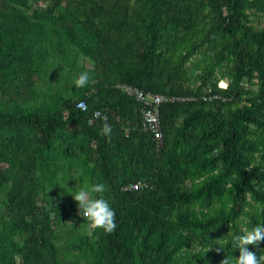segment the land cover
<instances>
[{"label":"trees","instance_id":"obj_1","mask_svg":"<svg viewBox=\"0 0 264 264\" xmlns=\"http://www.w3.org/2000/svg\"><path fill=\"white\" fill-rule=\"evenodd\" d=\"M255 17L264 0H0V264L238 258L231 235L264 223ZM120 84L179 98L160 107L161 144ZM100 183L111 234L71 195ZM249 250L264 255V242Z\"/></svg>","mask_w":264,"mask_h":264},{"label":"clouds","instance_id":"obj_2","mask_svg":"<svg viewBox=\"0 0 264 264\" xmlns=\"http://www.w3.org/2000/svg\"><path fill=\"white\" fill-rule=\"evenodd\" d=\"M90 80L89 72L85 71L78 75L74 84L77 88H85L89 85ZM77 107H82V105H77ZM112 131V126L105 121L100 134L110 141ZM105 191L106 186L100 183L90 187H81L71 195L77 202L79 215L88 222L91 229H102L105 233L111 234L117 228L116 212L102 195ZM261 242H264V223L256 224L251 229H245L239 234L231 235L230 244L233 249L239 250V256L238 258L235 257L233 261L232 257L226 255L221 264H264V255L258 256L249 250L250 245L258 247ZM217 244L220 246L219 243ZM222 250H224L222 246L216 248L217 253Z\"/></svg>","mask_w":264,"mask_h":264},{"label":"built area","instance_id":"obj_3","mask_svg":"<svg viewBox=\"0 0 264 264\" xmlns=\"http://www.w3.org/2000/svg\"><path fill=\"white\" fill-rule=\"evenodd\" d=\"M127 95L135 98L137 101L144 104L143 108V123L144 127L147 131L153 133L155 139L159 144H161L162 140V130H161V119H160V107L161 105L169 102H174L179 100L178 97L166 96L163 94H150L145 93L141 89L134 87L132 85L120 84L118 85ZM78 105H82L85 109L87 107V103L84 100L79 101ZM106 119L107 114L102 110H97L94 112V119ZM141 187L140 183L132 184L128 188L138 189Z\"/></svg>","mask_w":264,"mask_h":264},{"label":"rangeland","instance_id":"obj_4","mask_svg":"<svg viewBox=\"0 0 264 264\" xmlns=\"http://www.w3.org/2000/svg\"><path fill=\"white\" fill-rule=\"evenodd\" d=\"M263 21H264V18H263V17H262V18H261V17H255V18H254V22L257 23V24H258V23H262ZM90 64H91L90 61H87V62H86V65H87V66H89ZM221 85H222V86H226V85H227V80H223V81H221Z\"/></svg>","mask_w":264,"mask_h":264}]
</instances>
